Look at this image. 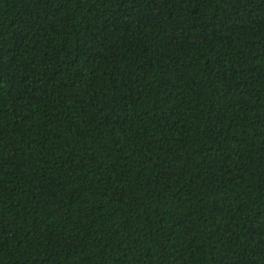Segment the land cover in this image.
Instances as JSON below:
<instances>
[{"label": "trees", "instance_id": "1", "mask_svg": "<svg viewBox=\"0 0 264 264\" xmlns=\"http://www.w3.org/2000/svg\"><path fill=\"white\" fill-rule=\"evenodd\" d=\"M0 264H264V0H0Z\"/></svg>", "mask_w": 264, "mask_h": 264}]
</instances>
